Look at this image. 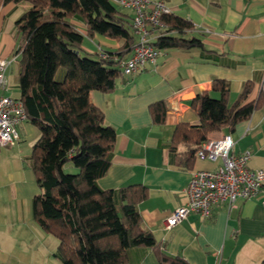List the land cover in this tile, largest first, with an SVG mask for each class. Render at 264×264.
I'll use <instances>...</instances> for the list:
<instances>
[{
	"label": "crops",
	"instance_id": "crops-1",
	"mask_svg": "<svg viewBox=\"0 0 264 264\" xmlns=\"http://www.w3.org/2000/svg\"><path fill=\"white\" fill-rule=\"evenodd\" d=\"M165 2L174 15L192 24L187 35L199 39L203 47L161 49L154 61L130 75L122 74L111 93L90 92L104 122L116 132L110 166L97 184L101 189L134 184L146 187L148 195L138 205L139 215L169 255H179L188 264H260L264 259V206L259 197L239 200L231 210L219 205L207 219L190 213L169 229L164 228V219L186 203L184 188L193 172L217 165L195 159L188 167L184 147L170 149L178 124L198 123L190 101L201 91L210 90L215 78L227 81L230 102L245 82L253 84L246 102L259 92L264 95V0ZM29 8L27 2L0 7V58L9 60L7 82H17L19 65L12 55L16 47L14 25ZM75 24L84 34L83 25ZM123 42L101 35L84 36L82 50L93 55L114 53ZM9 94L19 98V91L13 94L9 88ZM161 100L168 108L164 122L155 124L149 105ZM17 130L18 141L0 147V264H57L53 257L57 239L44 232L32 216V198L39 188L29 157L39 131L27 121ZM224 134L232 136V153H249V169L264 171V105L248 120L237 123L232 132L223 127L209 133L208 138ZM126 256V264H158L148 247L129 248Z\"/></svg>",
	"mask_w": 264,
	"mask_h": 264
},
{
	"label": "trees",
	"instance_id": "trees-1",
	"mask_svg": "<svg viewBox=\"0 0 264 264\" xmlns=\"http://www.w3.org/2000/svg\"><path fill=\"white\" fill-rule=\"evenodd\" d=\"M20 2L30 8L14 25L17 89L26 121L39 131L29 157L39 188L32 198V216L57 239L53 254L57 264H126L127 250L136 246L151 248L158 264H188L181 256L166 253L144 227L138 205L147 198L146 187L101 189L97 184L110 166L116 132L104 122L90 92L114 91L122 75L121 58L135 43L130 16L110 0H0V7ZM160 21L163 29L155 30L152 41L156 48L203 47L199 39L187 35L193 26L186 20L170 13ZM75 22L83 25L84 34ZM94 35L124 42L101 58L82 50L84 36ZM252 90L253 84L245 82L230 102L227 81L213 79L210 90L190 101L198 123L178 124L170 149L182 145L190 167L209 133L223 127L232 132L264 105L262 92L246 102ZM167 108L165 100L149 105L155 124L164 122Z\"/></svg>",
	"mask_w": 264,
	"mask_h": 264
},
{
	"label": "built area",
	"instance_id": "built-area-1",
	"mask_svg": "<svg viewBox=\"0 0 264 264\" xmlns=\"http://www.w3.org/2000/svg\"><path fill=\"white\" fill-rule=\"evenodd\" d=\"M111 4L130 13L129 24L135 37L131 55L122 60L119 68L130 75L146 62L154 61L161 49L153 46L152 33L162 30V15L172 13L165 0H110ZM98 56L106 58L100 51ZM9 60L0 58V147L12 145L19 139L17 127L26 122L22 101L9 94L6 69ZM234 141L230 134L207 138L201 142L195 159L215 162L211 170L193 172L184 188L186 203L173 210L164 219V228L169 229L186 219L190 213L207 219L219 205L227 210L236 208L239 200L261 198L264 206V171L248 167V152L232 153Z\"/></svg>",
	"mask_w": 264,
	"mask_h": 264
},
{
	"label": "rangeland",
	"instance_id": "rangeland-1",
	"mask_svg": "<svg viewBox=\"0 0 264 264\" xmlns=\"http://www.w3.org/2000/svg\"><path fill=\"white\" fill-rule=\"evenodd\" d=\"M13 83V84H12ZM17 82L15 79H13L12 82L8 81V85H9V88L11 89L12 93L14 94H17L18 93V89H17ZM73 169L70 168V171H72Z\"/></svg>",
	"mask_w": 264,
	"mask_h": 264
}]
</instances>
